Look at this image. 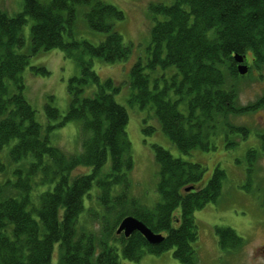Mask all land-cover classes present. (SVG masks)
Returning <instances> with one entry per match:
<instances>
[{
    "label": "trees",
    "instance_id": "trees-1",
    "mask_svg": "<svg viewBox=\"0 0 264 264\" xmlns=\"http://www.w3.org/2000/svg\"><path fill=\"white\" fill-rule=\"evenodd\" d=\"M22 1L15 15L3 11L9 10L7 4L0 7V264H51L56 252L58 264H122L169 250L180 264H198L194 214L216 203L225 173L215 168L204 181L201 165L152 144L159 201L147 210L129 197L133 160L128 115L114 100L119 86L101 80L92 63L115 64L130 56V46L115 30L123 11L102 0ZM148 14L147 58L129 70L128 105L152 108L162 133L183 154L214 149L217 129L225 131L231 148L230 137H246L248 130L229 126L227 117L264 104L260 100L238 107L235 81L240 75L233 59L244 57L247 72L242 77L250 67L264 66V0H172L149 4ZM77 16L89 31L103 36L97 44L77 39ZM28 21L27 43L22 31ZM49 50L72 60L79 74L68 80L64 116L51 104L52 97L47 98L45 116L55 124L43 128L24 98L21 75L30 58ZM30 69L48 74L43 67ZM69 122L79 125L81 151L67 155L50 145L49 133ZM153 131L142 127L144 136ZM257 156L253 149L247 152L248 168ZM78 167L87 173L73 174ZM85 211L98 232L78 233ZM127 217L142 222L162 241L150 245L137 232L116 234ZM214 233L221 251L244 245L229 227L216 226Z\"/></svg>",
    "mask_w": 264,
    "mask_h": 264
},
{
    "label": "rangeland",
    "instance_id": "rangeland-1",
    "mask_svg": "<svg viewBox=\"0 0 264 264\" xmlns=\"http://www.w3.org/2000/svg\"><path fill=\"white\" fill-rule=\"evenodd\" d=\"M102 1L123 11L124 19L115 25V30L121 35L124 43L130 46L131 51L125 62L107 64L96 59L92 62L93 70L101 80L110 79L119 86L120 91L114 96V100L126 109L128 115L126 134L131 145L133 160V167L129 173L131 184L129 197L139 199L141 205L147 210L152 209L159 201L156 191L158 175L152 144L167 150L174 158L201 165L204 169V181L210 178L215 168H220L225 173V179L219 199L216 203L205 205L194 214L199 227L198 264H264L261 253V248L264 246V144L260 140V137L264 135V104H261L262 106L256 104L260 100L264 102V66L250 67L245 77L239 76L235 81L238 107L257 105L251 112L229 115L226 119L231 127L247 128L246 137L243 134L230 137L229 141L232 143L230 148L226 146L225 131L217 129L218 133L212 140L214 149L194 150L189 154H183L162 133L152 108L142 110L137 106H129L127 103L131 91L129 70L136 61L145 62L147 58L149 28L152 23L148 14V5L151 3L167 5L172 0ZM6 4L9 10H2L11 16L22 10L23 1L0 0V7ZM31 24L32 22L28 21L22 31L27 43ZM75 33L81 37L77 39L85 38L92 44H97L103 37L89 31L79 16H77ZM249 57L247 55L245 59L248 61ZM30 67H43L48 74L34 73ZM77 74H79L78 66L64 57L59 50L39 51L29 59V65L21 75L25 86L23 95L35 111L36 121L43 128L55 124L48 122L45 116L44 105L48 101L47 98L52 97L51 104L58 110L61 117L64 116L69 102L67 83ZM144 124L154 128L152 135H143ZM49 135L50 145L57 147L65 154L70 155L81 151L78 123L69 122L61 128L52 130ZM252 149L257 151L259 156L252 164L250 163L248 168L246 154ZM86 173V168L78 167L73 174ZM88 206L99 210L97 204L90 203ZM216 226L232 229L244 241V245L236 251H221L214 233ZM93 228L98 232L99 227L93 222L92 216L85 211L80 216L78 233L87 232V229ZM142 238L146 242L143 236ZM172 253L173 250H169L159 256L144 255L137 262L123 260L122 264H180ZM57 261L58 252L54 253L51 264H58Z\"/></svg>",
    "mask_w": 264,
    "mask_h": 264
},
{
    "label": "water",
    "instance_id": "water-1",
    "mask_svg": "<svg viewBox=\"0 0 264 264\" xmlns=\"http://www.w3.org/2000/svg\"><path fill=\"white\" fill-rule=\"evenodd\" d=\"M233 59L236 63L237 74L240 76L245 75L247 72V66L243 64L244 57L235 55ZM134 232L141 234L149 244H157L162 241V237L160 235L153 234L141 222L131 217H127L121 221L117 227L116 234H122L124 237H129ZM261 253L264 257V246L261 248Z\"/></svg>",
    "mask_w": 264,
    "mask_h": 264
},
{
    "label": "flooded vegetation",
    "instance_id": "flooded-vegetation-1",
    "mask_svg": "<svg viewBox=\"0 0 264 264\" xmlns=\"http://www.w3.org/2000/svg\"><path fill=\"white\" fill-rule=\"evenodd\" d=\"M247 65V64H246Z\"/></svg>",
    "mask_w": 264,
    "mask_h": 264
}]
</instances>
